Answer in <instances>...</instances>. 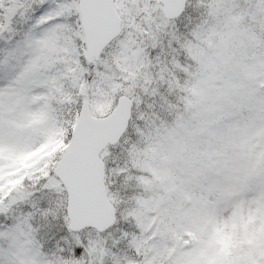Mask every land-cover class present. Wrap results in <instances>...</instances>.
Wrapping results in <instances>:
<instances>
[{
  "label": "snow or ice",
  "instance_id": "6c2138e0",
  "mask_svg": "<svg viewBox=\"0 0 264 264\" xmlns=\"http://www.w3.org/2000/svg\"><path fill=\"white\" fill-rule=\"evenodd\" d=\"M0 264H264V0H0Z\"/></svg>",
  "mask_w": 264,
  "mask_h": 264
}]
</instances>
